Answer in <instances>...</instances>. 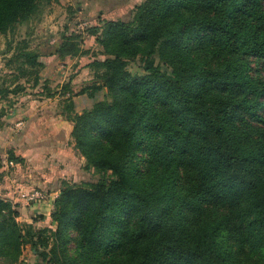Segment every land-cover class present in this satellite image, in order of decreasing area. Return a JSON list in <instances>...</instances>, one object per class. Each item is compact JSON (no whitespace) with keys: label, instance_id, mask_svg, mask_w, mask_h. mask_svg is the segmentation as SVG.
Masks as SVG:
<instances>
[{"label":"trees","instance_id":"obj_1","mask_svg":"<svg viewBox=\"0 0 264 264\" xmlns=\"http://www.w3.org/2000/svg\"><path fill=\"white\" fill-rule=\"evenodd\" d=\"M52 1L0 0V37ZM90 35L105 96L82 113L67 99L66 119L99 177L65 185L55 228L21 226L0 198V264L28 251L48 264H264V0H145ZM64 38L52 55L85 54Z\"/></svg>","mask_w":264,"mask_h":264},{"label":"rangeland","instance_id":"obj_2","mask_svg":"<svg viewBox=\"0 0 264 264\" xmlns=\"http://www.w3.org/2000/svg\"><path fill=\"white\" fill-rule=\"evenodd\" d=\"M144 1L53 0L49 4H44L42 13L38 17L31 19L28 23H20L14 32L0 37V100H3V103L9 108L13 107L14 109L19 108L27 100L30 113L26 112L25 116L29 115L34 119L36 113L43 114L45 124H49V116L56 112L57 116H62L69 126V128H63L60 138L61 146L57 150L55 149L54 153L50 150V143L42 145L41 150L46 156L45 161L33 162L29 160V157L32 158L36 155L31 148L34 141L31 131V134L28 133L26 138V141H29L26 143L28 145L26 156L16 152H9L5 156L0 155V198L8 202L12 210L17 211L19 216V208L22 205H33L22 199L21 194L24 192L40 191L48 194L49 198L45 203L50 204V201L54 203L66 184L81 185L98 179V174L88 166L86 158L76 148L72 135L70 134L68 138V129L72 133L73 123L66 119V101L67 99L73 100L74 111L82 113L91 108L96 100L104 98L106 90L96 89L98 87L96 85H99L98 83L101 81L97 77L96 70L90 67V63L95 59H105L107 56L103 48L96 43L95 36L90 35V32L94 27L103 26V22L106 20L125 17ZM64 37L69 41L68 49L73 51L76 48V43H80L85 54H80L76 64L71 67L69 63H59V67L57 65L54 69L56 72L53 74L50 72L51 75L58 76L53 81L47 78V82H45L43 78L36 84V76L40 70V73L42 72L44 67L39 68L37 64L28 65L26 58L17 57L15 54L22 50L32 51L41 55L40 60L43 63L44 61L52 62L50 56H53L52 54L61 45ZM23 63H25V77H21L20 74ZM127 68L133 74H143L144 58L141 55L137 56L128 62ZM97 71L102 73V69ZM28 79L30 82H27ZM11 82L15 89L13 93L10 92ZM22 86L25 87L24 90H22ZM22 94H24L23 97ZM89 94H93L94 98H91ZM23 105L26 108L27 103ZM24 118L23 116L22 119H19L17 115L15 116L16 129L19 130L20 125L22 126L20 121H24ZM53 135L52 132H47L48 142L54 141L53 138H58ZM45 203L44 207H46ZM36 205L41 206V204ZM34 209L31 211H33V215H36V219L32 218L31 223L38 220L39 223L35 224L37 227H56L51 218L54 205L50 211L49 220L44 217V214L36 212H40L41 209L37 207ZM19 216L16 220L21 226L30 223L20 221ZM71 246L73 247V244ZM39 264L48 263L40 260Z\"/></svg>","mask_w":264,"mask_h":264},{"label":"crops","instance_id":"obj_3","mask_svg":"<svg viewBox=\"0 0 264 264\" xmlns=\"http://www.w3.org/2000/svg\"><path fill=\"white\" fill-rule=\"evenodd\" d=\"M50 57H52V62L50 61L47 63L46 61H44L45 66L42 72L40 73V75L44 78V80L48 78V79H51L52 81L53 79L58 77L56 74L51 75L54 72H56V70L54 69L57 65H58L57 67H59L61 63L62 64L69 63L70 64L69 66L71 67L72 65L76 64L77 59H78V57H72L71 55H68L62 59L58 54H55ZM73 67L75 68L76 65ZM4 71L6 72L7 70H4ZM12 81L14 82V80ZM13 82H11L10 84L11 90L13 89V86H14ZM6 83L8 86L9 85L8 81ZM24 94H22V97ZM25 103H27L26 108L23 105ZM23 104H21L19 108L14 109L13 107L9 108L8 106L5 105V103H3V100H0V155L5 156L6 154L8 155L9 152H12V153L16 152L18 154H21L22 156H26L27 146H28L26 143L29 142V141H26L27 140L26 138L28 136V133H30L31 131L33 134V138H34L31 148L32 150L35 151L36 155H34L32 158L29 157V160L33 162H36V161L41 162L42 160L45 161L46 156L43 155V151L41 150V148L44 145H46V143L48 144L50 143V150L53 153L55 152V149L57 150V148H60L61 146L60 138L62 137V131L64 127L69 128V126L67 125L68 123H66L62 119V116H57L56 112L49 116V119H50L49 124H45L44 122L45 117H42L43 114L36 113L35 118L32 119L29 115L27 116L24 115L26 114V112H29L28 101L26 100V102H24ZM16 115L19 119H22L23 116L25 117L24 121H20L22 122L21 123L22 126L20 125L19 130L16 129L15 127V116ZM31 121H34V123H31ZM47 132H52L54 134L53 136L55 137L57 136L58 138H53L55 139L54 141L50 140L48 142L47 140L48 138L46 136ZM68 132H69L68 134V138H69L71 134L70 129H68ZM43 204H41L40 207H38V205H35V206L34 205H30V206L22 205L19 208V212H20L19 220L22 222L31 223L32 218L36 219V215H33V211L31 210H35L34 208L36 207L41 209L40 212L39 211H36V212H38V214L39 213L44 214V217H46V219L49 220L50 211L53 208L54 203L51 201H50V204L45 203L46 207H44ZM38 223L39 221L37 220L36 224ZM39 262L40 260L38 259L37 255L33 251H28L21 256L17 264H39Z\"/></svg>","mask_w":264,"mask_h":264},{"label":"built area","instance_id":"obj_4","mask_svg":"<svg viewBox=\"0 0 264 264\" xmlns=\"http://www.w3.org/2000/svg\"><path fill=\"white\" fill-rule=\"evenodd\" d=\"M21 197L23 200H25L28 203H32L33 205L43 204L49 198L48 194L42 193L40 191L31 192V193L24 192L21 194Z\"/></svg>","mask_w":264,"mask_h":264}]
</instances>
